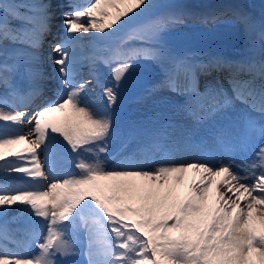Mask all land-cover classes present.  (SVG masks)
<instances>
[{"label": "snow or ice", "instance_id": "6c2138e0", "mask_svg": "<svg viewBox=\"0 0 264 264\" xmlns=\"http://www.w3.org/2000/svg\"><path fill=\"white\" fill-rule=\"evenodd\" d=\"M68 6L66 36L49 43L48 57L63 91L41 106L39 50L51 33V4L0 0V264H75L68 259L75 256L85 264H264V143L257 144L264 140V61L193 62L177 53L163 34L181 17L155 14L156 0ZM116 33L117 42L100 50L83 43L82 34L110 40ZM85 60L93 79L97 61L116 64L95 107L84 100L93 80L77 79ZM139 60L164 74L146 92L166 88L183 97L177 114L190 127L169 119L124 134L116 126L119 89ZM213 72L226 75L209 79ZM202 124L211 138L201 139L202 157L177 160ZM56 134L77 154L78 172L53 174L49 158L63 152ZM114 139L117 163L109 167L102 157ZM253 145L250 164L214 163L218 153ZM82 152L94 159L79 158ZM14 208L20 215L8 218ZM22 219L24 227H11ZM31 245L37 251L25 252Z\"/></svg>", "mask_w": 264, "mask_h": 264}, {"label": "bare ground", "instance_id": "6f19581e", "mask_svg": "<svg viewBox=\"0 0 264 264\" xmlns=\"http://www.w3.org/2000/svg\"><path fill=\"white\" fill-rule=\"evenodd\" d=\"M19 1H22V0H19ZM156 2L162 5V7H159L153 10L155 14L173 13V14L181 15L182 17L186 18L185 20L189 21V24H191L190 27L196 26L200 28L201 26L200 24L196 22L190 21L194 17L203 18V15H206V16L213 15V17L215 16V20L221 19L217 23V26L214 28V30L222 32L220 35H218V40H221L222 43L224 44V47H223L224 51L221 49L223 52L215 51V52L210 53V52H204L201 50L199 55L191 56V59L193 60V62L195 61L196 58H200L201 62H207L212 58H222L224 61H229V62L255 61L259 63L261 61H264V41H261L260 39V33L261 31H264V12H261V14H259L258 11L254 7H252L248 3H245V1L239 0V2L237 1L236 3V1L234 2V0L233 1H230V0H203V1L156 0ZM80 3H82L81 0H79V3L77 4H80ZM200 4L203 5L202 9L198 8ZM228 9L231 10L230 12L233 13L234 17L237 19L241 17L240 12L243 13L242 16L248 18V24H245V28H244V24L241 26L237 24V21H236L237 19H234L232 17L230 19L227 16H225L224 11ZM57 18L58 19L61 18L62 20H60L59 23L64 25V18L62 16V13H58ZM211 21H213V19H211ZM241 27L244 29H242ZM51 33L54 38L60 37V33L58 31L55 32L54 27L52 26H51ZM203 47L204 46H202V48ZM202 48L200 47L198 48V50L200 51V49ZM39 51H40V57L43 56L46 60L49 61L46 66H43V68L45 67L43 72L44 74L48 75L47 78L49 77V79L52 81L51 84L53 88H55V90H53V88L52 90H49L48 94L49 93L52 94L49 96L43 93V96L40 97L36 101V103L43 102L44 100H47L53 96L57 99L58 93L63 91L60 85L59 78H58L59 73L56 71V66L52 64L50 60L48 59L49 54H50L49 44L47 43L43 45V48H40ZM52 54L54 53H51V55ZM187 54H191V53H187ZM133 63L136 64V67H139V69L145 68L147 70V71L143 70V72H146L150 75L153 72V74L150 76L151 78H153L152 81H155L156 79L159 78L160 75L161 76L163 75V72L161 71L160 67L151 61L139 60ZM152 69H155V70L152 71ZM224 75H226V72H221V73L213 72L212 76L209 77V79L215 78L217 76L223 77ZM200 79L203 82L204 77L201 76ZM161 80L163 79L160 78L159 82ZM1 90L3 91L2 88H0V92ZM86 90H89L88 87L86 88ZM98 90H100L102 94L103 89H100L99 87ZM158 91H160V93L156 91L154 93L149 94L145 90L144 92L145 99L147 100L148 97H151L150 100L149 101L147 100L148 102L145 103L144 107L140 111H137V109L135 108V110L131 112V115L127 122L118 120L119 115L122 111V106H123L121 105L122 104L121 99H119L118 104L116 105V109H115V115L117 117L116 126L119 129H122L123 133H128L132 125H136L135 127L137 128L135 129V132H139V130L153 128L156 125L157 119L162 120L166 116H169V119L171 117V121L174 124L185 126V127H190L191 126L190 119L183 114H177L176 105L180 103V101H182L181 99H183V97L177 95L175 92L169 91L166 88H161ZM29 114H31V111ZM26 130L27 129H25V131ZM206 133H210V131L207 132L206 130ZM174 134L178 135L179 129H177L176 133ZM208 137H209L208 138L209 142L211 143L210 135ZM117 140L118 139H114L112 141L114 142L113 145L115 144ZM196 140H198V138ZM260 143H264V140H260ZM117 146H119V144ZM69 151H70L69 153L72 154L71 149ZM186 151L187 150L184 149L181 152H179L176 156V159L179 161H187L188 158L195 157V156L187 155V154H185V156H181V154ZM65 152H66V149H63L62 154L54 157L53 161L55 162L62 161L64 158ZM236 152H239V150L233 153H218L217 155L219 156V162L220 161L228 162L229 156L237 154ZM81 157H82V154H81ZM88 159H94V157L90 156L88 157ZM190 160H195V158L190 159ZM245 162H247L246 159L245 160L242 159L240 161L235 162V164L240 165ZM106 163L109 167H111L115 165L117 162L113 163L112 161L106 160ZM191 178H192V173L190 172L188 179L185 181L186 182L185 184H187L191 180ZM213 190H214V186H213ZM183 191H186V187L183 189ZM16 215L19 216L20 212L15 208L12 211L8 212V218H11L12 216H16ZM24 215L26 217L27 213H25ZM37 219H41V218H37ZM24 226L25 225H24L23 219L19 221L18 223L11 225V227L13 228L24 227ZM30 247L33 250H36L35 245H31ZM26 249H28V247H26ZM68 259L70 261L75 262V264H85V258L83 256H75V257H70Z\"/></svg>", "mask_w": 264, "mask_h": 264}, {"label": "rangeland", "instance_id": "374dc122", "mask_svg": "<svg viewBox=\"0 0 264 264\" xmlns=\"http://www.w3.org/2000/svg\"><path fill=\"white\" fill-rule=\"evenodd\" d=\"M77 1L79 3V0H73V2L75 4H77ZM81 1H83L84 3L82 2L83 4L80 3V4H77V5L83 6V5H86L89 2V0H81ZM194 1H197V0H194ZM198 1H203V0H198ZM230 1H233V0H230ZM235 1H236V3H237V1L239 2V0H234V2ZM243 1H245V3H248L252 7H254L258 11L259 14H261V12H264V0H243ZM18 2H33V0H22V1L18 0ZM34 2H37V3L44 2V3H50L51 4V9L50 10L53 13V18L51 20V26L54 27V31L55 32L58 31L60 33V37L59 38L58 37L54 38L52 36V33H50L47 36H45L43 45H45L47 43L49 44L50 42L51 43L61 42L65 38L66 33L64 31V25L59 23V21L62 20V19L61 18L58 19L57 18V14L58 13H63V12H68V11L72 10L68 6L69 5V0H34ZM202 7H203L202 4H200L198 6V8H200V9H202ZM230 11L231 10H229V9L225 10L224 11L225 16H227L230 19H231V17L234 18V19H237V18L234 17V14L231 13ZM242 14L243 13L240 12V16H242ZM179 16L181 17V22H176V23L172 24L173 26L171 25L167 29V31L163 34L166 42L168 43V45L170 47H172L177 53H179L181 55H184V54H187V53H191L190 56L191 55L195 56V55H197L196 54V50L198 48H200V47L202 48V46H204L205 48L203 47L200 50H204L206 48H212L213 47V48L218 49L217 50L218 52H223L224 51V48H223L224 44L222 43L221 40H218V35H220L222 32L214 30V28L217 26V23L221 19H219V20H215L214 19L213 21H211L213 15L212 16L203 15V18H196V17L192 18L190 21L200 24L201 26L199 28V27H196V26L190 27L191 24H189V21L185 20L186 19L185 17H182L181 15H179ZM205 18H207V22H204ZM236 21H237V24H239L240 26L244 24V28H245V23H243L241 21L240 17ZM244 28H242V29H244ZM82 35L85 36V40L83 41V43L85 44L87 51L90 52V51H92L91 45H93V44L95 45L97 50H100V49H103V48L109 46L110 44H113V43L117 42V37H118L119 33L113 34V36H112V38L110 40H96V39H94L92 37H89L88 34H82ZM257 35H259V34H257ZM240 40H242V39H240ZM43 45H42L41 48H43ZM216 49H214V50H216ZM181 52L182 53L185 52V53L182 54ZM39 54H40V51H39ZM97 54H102V53H100L98 51ZM52 56L55 57L56 54L54 53V54H52ZM41 61H42V67L46 66L47 63L49 62L43 56L41 57ZM98 62L100 64V66H103V68L105 69L104 70L105 71V76L106 75H111L112 69L116 67L115 63H113V64H111L109 66V65H105L104 63H102L100 61H98ZM44 68H43V70H44ZM89 70H90L89 62L87 60L83 61L81 66H80V68H79V73L80 74H79L78 77H80L79 79H84V80L92 79L93 82L91 84H89V86H90L91 89H93V88L97 87V82L95 81L97 79V76H96L95 79L90 77L89 76ZM143 70L147 71L145 68L139 69V67H136V64L133 63V71H132V73L129 75V78L125 80V82L121 85V87L119 89L120 97H121V100L123 101V104H124V109L122 111V115L130 112V110L132 109V107L130 106L131 103H138L133 108H136L137 111H140L144 107L145 103H147L150 100V98H151V97H148V95H147V97H148L147 100L148 101L146 99L140 98L141 100L139 99L140 100L139 102H138V100L137 101H133V98H132V95L134 93H141L142 94V92L144 90L148 89V88H145V84L149 80L153 79L150 76L153 74L152 71H154L155 69H152V71H151L152 74L151 75L146 73V72H143ZM44 75H45V79L43 81V85L45 87H51L50 84H51L52 81L49 79V77L47 78L48 75H46V74H44ZM157 92L160 93V91H157ZM94 94L96 95L94 97L89 96V94H85V96H84L85 97V101L89 104V106H92V107H95V106H97L99 104V102H97V101H99V94L97 93V91H95ZM41 106H43V105H41ZM32 110H34V109H32ZM52 115L58 117L61 114L60 113H54ZM168 119H169V116H166L162 120L161 119H157L156 120V125L154 127H158L160 124H164V123L168 122L167 121ZM135 126L136 125H132L130 130L131 131H135V129L137 128ZM196 130H197V128L195 129V132H196ZM124 134H127V133H124ZM56 136H57V139L62 143V145L66 146L64 148L70 149V147L67 146L66 142L63 141L62 137H60L58 134H56ZM112 143H114V142H112ZM112 143L110 145L109 151H110V149H111V147L113 145ZM40 155H41V159H43L44 158L43 157V153H41ZM89 155H91V153H87L86 152V153H84V157L83 158L84 159H88ZM108 158L110 159L111 157H108ZM64 162L65 161L53 163V167H54V173L53 174L62 176L63 173H66V172L70 173L72 168L69 167V166H72V164H76L75 161H73L72 163H69V164H67V163L63 164ZM16 216H18V215H16ZM9 247L10 248H14L15 246L14 245H9ZM24 250H25V252H35V251H37V249L33 250L31 247H28V249H26V247H25Z\"/></svg>", "mask_w": 264, "mask_h": 264}]
</instances>
